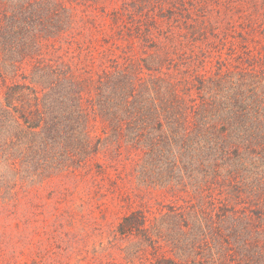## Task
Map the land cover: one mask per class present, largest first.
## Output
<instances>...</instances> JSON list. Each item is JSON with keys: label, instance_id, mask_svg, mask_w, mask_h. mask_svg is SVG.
Listing matches in <instances>:
<instances>
[{"label": "trees", "instance_id": "trees-1", "mask_svg": "<svg viewBox=\"0 0 264 264\" xmlns=\"http://www.w3.org/2000/svg\"><path fill=\"white\" fill-rule=\"evenodd\" d=\"M0 218V264H264V0H0Z\"/></svg>", "mask_w": 264, "mask_h": 264}, {"label": "rangeland", "instance_id": "rangeland-1", "mask_svg": "<svg viewBox=\"0 0 264 264\" xmlns=\"http://www.w3.org/2000/svg\"><path fill=\"white\" fill-rule=\"evenodd\" d=\"M114 220H115V218H111V221H114ZM4 224H6V221L4 219L0 218V250L2 251L1 254H4L5 258L10 259L13 255V251L17 250L18 253L15 256L18 257L20 249L23 248V245H22V243H19L20 246H15L11 242L8 243L7 239L2 238V236L4 234V228H3ZM8 234H9V232H7V235ZM27 263L33 264L32 260H30V259L27 260Z\"/></svg>", "mask_w": 264, "mask_h": 264}]
</instances>
